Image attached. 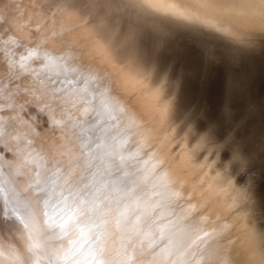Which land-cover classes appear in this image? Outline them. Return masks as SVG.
I'll return each instance as SVG.
<instances>
[{
    "label": "snow or ice",
    "instance_id": "obj_1",
    "mask_svg": "<svg viewBox=\"0 0 264 264\" xmlns=\"http://www.w3.org/2000/svg\"><path fill=\"white\" fill-rule=\"evenodd\" d=\"M3 2L0 0V4ZM144 3L148 8L176 15L154 0ZM37 6L42 15L35 16L31 23H45L36 27L34 34L54 25L61 14L76 13L68 0H48ZM91 8L94 19H86L84 24L92 29V35L70 62L66 45L53 47L47 35L42 43L24 42L20 32L28 23L21 17L26 13L6 5L0 7V171L13 176L11 183L17 189L0 200V250L17 256L18 264H142L144 260L143 238L148 235L150 222L143 221L141 227L140 215L118 195L130 190L123 157L116 150L118 130L107 129L108 121H101L96 108L98 94L106 96L105 110L120 107L113 103L114 97L124 99L115 90L116 80L108 86L102 73L96 71L99 64L94 55L100 50L113 60L109 45L119 41V8L112 0H91ZM50 31L54 43L58 36ZM130 38L131 34L126 39ZM144 79L149 81L150 76L145 74ZM165 86L166 81L159 87L151 85L150 91L168 116L172 100L163 98ZM102 88L106 92L101 93ZM78 96L82 99H72ZM129 108L135 112L137 104L127 100L123 110ZM184 132L197 137L201 158L215 161L216 168L226 169L229 175L220 160L230 151L229 140L221 142L212 139L210 132L200 133L192 126L191 118L185 121ZM237 159L233 153L229 165ZM174 195L183 199L187 193ZM32 198L43 206L39 243L31 244L33 237L29 235L23 247L17 235L21 234L22 224L28 228L26 219H32ZM114 217L119 231L111 232L110 238L118 243L119 251L108 244ZM217 229L219 225L209 221L194 231L165 264H227L222 248L205 247Z\"/></svg>",
    "mask_w": 264,
    "mask_h": 264
},
{
    "label": "bare ground",
    "instance_id": "obj_2",
    "mask_svg": "<svg viewBox=\"0 0 264 264\" xmlns=\"http://www.w3.org/2000/svg\"><path fill=\"white\" fill-rule=\"evenodd\" d=\"M47 2L4 0L0 7L6 5L9 9L26 13V17H21L22 22L28 23V27L20 32L24 42L42 43L47 35L53 47L66 45L65 54L71 62L86 47L92 35V29L84 24V20L94 19L91 0H68L71 10L76 13L61 14L54 25L34 34V29L45 23L43 20L38 24L31 23L35 16L42 15L37 5ZM154 2L176 15L148 8L144 0H112L119 8V41L109 45L113 60L103 51L96 50L94 53L99 64L96 71L102 73L108 86L115 79V90L124 95L123 100L113 98V103H119L120 107L105 110L106 96L98 94L96 108L101 121H108L106 128L118 130L116 150L123 157L130 188L118 195L128 200L140 215L141 227L143 221L150 222L148 235L143 238L145 251L142 264H165L170 254L181 248L194 231L204 228L209 221L213 226L219 225V229L205 247L222 248L221 255L227 264H264V203H261L264 198L260 196L261 186L254 181L252 174L239 168L226 166L229 175L226 169H217L215 161L210 163L207 157H200L197 137H189L186 132L177 129L176 112L182 109L181 103L185 99H179V76L169 69L175 58L192 52L190 45L194 42L193 38H200L202 34L214 41L223 39L235 49L261 53L264 50L261 38L264 33V0ZM50 30L58 36L54 43ZM129 34L131 38L126 39ZM141 34L146 35L144 39L154 40L155 53L151 59L146 57L149 48ZM201 41L196 40L197 48L204 44ZM73 49L76 51L73 52ZM165 53H168L169 61L164 57ZM145 74L150 76L149 81L144 79ZM164 81L163 98L172 100L168 116L157 96L150 91L151 85L159 87ZM106 90L102 88L100 91L104 93ZM72 99L79 100L82 96ZM127 100L137 104L135 112L131 108L123 110ZM240 173L241 178L236 179ZM12 178L6 170L0 171V200L17 191L11 183ZM174 194L183 195V199ZM29 207L32 219L25 218L28 228L22 224L21 234L17 235L23 247H26L25 240L29 235L33 237L31 244L39 243L40 210L43 206L32 198ZM127 215L130 216V213ZM130 218L135 221V217ZM118 231L116 218H111L107 236L108 244L114 251H119V245L113 243L110 236L111 232ZM233 234L237 239L235 244L227 239ZM150 243L153 244L151 248L148 247ZM0 257V264H18L17 256L9 252L0 250Z\"/></svg>",
    "mask_w": 264,
    "mask_h": 264
},
{
    "label": "water",
    "instance_id": "obj_3",
    "mask_svg": "<svg viewBox=\"0 0 264 264\" xmlns=\"http://www.w3.org/2000/svg\"><path fill=\"white\" fill-rule=\"evenodd\" d=\"M145 36L140 35L142 40ZM261 36L264 49V33ZM198 39L204 44L197 48ZM193 40L192 52L169 64L181 80L179 99H185L176 112L177 129L184 131L185 121L191 118L200 133L210 132L212 139L221 142L229 140L230 151L220 157L221 165L252 174L264 198V50L235 49L223 39L214 41L204 34ZM145 44L149 48L146 57L151 59L154 40ZM164 57L170 58L168 53ZM233 153L238 159L229 165ZM223 161H228L227 165ZM227 239L237 242L235 234Z\"/></svg>",
    "mask_w": 264,
    "mask_h": 264
}]
</instances>
